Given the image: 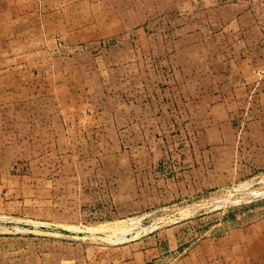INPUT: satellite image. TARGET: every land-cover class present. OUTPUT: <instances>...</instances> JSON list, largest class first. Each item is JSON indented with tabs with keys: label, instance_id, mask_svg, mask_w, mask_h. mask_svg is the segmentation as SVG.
I'll list each match as a JSON object with an SVG mask.
<instances>
[{
	"label": "rangeland",
	"instance_id": "rangeland-1",
	"mask_svg": "<svg viewBox=\"0 0 264 264\" xmlns=\"http://www.w3.org/2000/svg\"><path fill=\"white\" fill-rule=\"evenodd\" d=\"M105 1L0 79V264H264V0Z\"/></svg>",
	"mask_w": 264,
	"mask_h": 264
},
{
	"label": "crops",
	"instance_id": "crops-1",
	"mask_svg": "<svg viewBox=\"0 0 264 264\" xmlns=\"http://www.w3.org/2000/svg\"><path fill=\"white\" fill-rule=\"evenodd\" d=\"M239 8L240 20L248 23V29H259L260 21L256 16L255 7L258 2L255 0H236ZM111 4L105 0H0V79H4L6 67L11 66L14 73L16 66L22 64V38L26 36L25 31L33 30V24L23 25V23L46 22L55 19L67 21L65 17H57L66 11V6H98ZM17 48V49H16ZM32 55L29 54V57ZM9 68V69H11ZM12 70V69H11ZM13 91L8 95L16 99L20 98L21 85L18 84L20 79L13 78ZM1 98L5 97V93L1 92ZM245 263V256H242L241 264Z\"/></svg>",
	"mask_w": 264,
	"mask_h": 264
},
{
	"label": "water",
	"instance_id": "water-1",
	"mask_svg": "<svg viewBox=\"0 0 264 264\" xmlns=\"http://www.w3.org/2000/svg\"><path fill=\"white\" fill-rule=\"evenodd\" d=\"M25 231H39L43 233H50V234H56V235H63V236H69V237H75V238H83V237H90L92 234L90 233H82L73 231L71 229L66 228H57V227H47L44 225L41 226H33V225H23L21 226Z\"/></svg>",
	"mask_w": 264,
	"mask_h": 264
},
{
	"label": "bare ground",
	"instance_id": "bare-ground-1",
	"mask_svg": "<svg viewBox=\"0 0 264 264\" xmlns=\"http://www.w3.org/2000/svg\"><path fill=\"white\" fill-rule=\"evenodd\" d=\"M85 233H89V232H85ZM95 235V234H94Z\"/></svg>",
	"mask_w": 264,
	"mask_h": 264
}]
</instances>
